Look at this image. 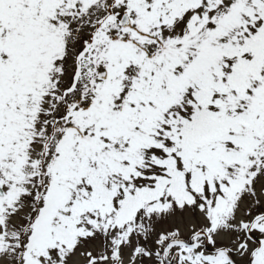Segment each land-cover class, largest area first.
Here are the masks:
<instances>
[{
  "label": "snow or ice",
  "instance_id": "snow-or-ice-1",
  "mask_svg": "<svg viewBox=\"0 0 264 264\" xmlns=\"http://www.w3.org/2000/svg\"><path fill=\"white\" fill-rule=\"evenodd\" d=\"M0 264H264V0H0Z\"/></svg>",
  "mask_w": 264,
  "mask_h": 264
}]
</instances>
